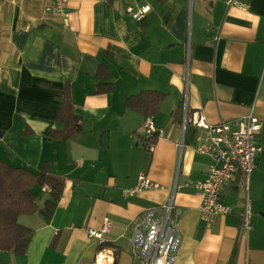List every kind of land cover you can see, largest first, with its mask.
I'll list each match as a JSON object with an SVG mask.
<instances>
[{"label":"crops","instance_id":"crops-1","mask_svg":"<svg viewBox=\"0 0 264 264\" xmlns=\"http://www.w3.org/2000/svg\"><path fill=\"white\" fill-rule=\"evenodd\" d=\"M51 2L0 0V160L32 173L48 163L62 183L54 207L47 190L34 188L35 212L18 219L32 230L28 247L0 260L139 264L133 225L171 198L180 239L173 264H264V0H68L65 16L46 12ZM127 6L148 12L137 21ZM107 73L110 91L95 93ZM64 88L80 125L67 140L56 121ZM151 92L163 100L151 116L158 134L145 140L146 110L125 100ZM184 94L187 113L209 124L252 107L260 123L246 243L234 183L221 193L231 213L209 225L201 219L192 183L206 177L208 158L195 151L200 130L182 127ZM141 173L158 188L123 196ZM104 220L107 247L97 251L87 231Z\"/></svg>","mask_w":264,"mask_h":264},{"label":"built area","instance_id":"built-area-1","mask_svg":"<svg viewBox=\"0 0 264 264\" xmlns=\"http://www.w3.org/2000/svg\"><path fill=\"white\" fill-rule=\"evenodd\" d=\"M68 0H52L45 11L65 16L64 8ZM148 12V7L131 6L125 13L134 20H140ZM188 49L185 53L186 65ZM182 127L191 125L200 130L195 151L208 158L206 177L192 183L200 197V216L209 225L216 216L231 213V208L221 198L223 189L232 185L240 192L238 202L240 213V242L246 243L251 229L252 212L250 204V179L255 168V159L261 153L256 142L260 131V123L253 114V107L240 119L231 122L209 124L201 112L187 113L186 95L182 102ZM231 126L235 129L232 130ZM142 133L145 140L158 134L153 126L152 117H144ZM158 185L152 183L146 174L138 176L137 183L123 189L125 197L136 195L144 190H153ZM179 216L170 198L163 204L146 209L142 219L135 222L131 237V245L139 264H173L179 250ZM110 224L104 220L100 229H88V235L97 244L105 241Z\"/></svg>","mask_w":264,"mask_h":264},{"label":"trees","instance_id":"trees-1","mask_svg":"<svg viewBox=\"0 0 264 264\" xmlns=\"http://www.w3.org/2000/svg\"><path fill=\"white\" fill-rule=\"evenodd\" d=\"M109 73L107 81L98 85L95 93L109 92ZM163 100V95L155 92L142 93L131 96L125 100V107L138 111L146 110L144 116L154 115ZM56 121L65 125V130L60 134L62 140L74 136L80 129L77 117L73 114L68 101V88H64V95L60 99V106ZM50 138L57 137L52 132ZM148 144H145L147 146ZM34 188L48 191L49 204L57 201L62 190L61 181L49 171L48 163L41 165L37 173L21 167H14L0 160V252H12L16 255L25 253L32 237V230L19 224V217L32 215L37 208V197ZM103 242L98 244L97 251L105 249ZM0 264H4L0 260Z\"/></svg>","mask_w":264,"mask_h":264}]
</instances>
